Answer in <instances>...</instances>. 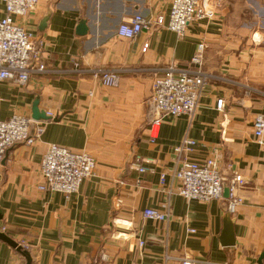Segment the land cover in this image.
I'll list each match as a JSON object with an SVG mask.
<instances>
[{"label":"crops","instance_id":"obj_1","mask_svg":"<svg viewBox=\"0 0 264 264\" xmlns=\"http://www.w3.org/2000/svg\"><path fill=\"white\" fill-rule=\"evenodd\" d=\"M170 1L41 0L15 15L41 40L46 70L22 85L1 81L0 111L4 118L26 114L31 130L42 123L43 131L32 144L9 146L0 159V231L31 252L32 264H181L184 257L194 264H257L264 251V133L256 138L253 131L254 116L264 111V0H214V16L191 21L181 36L165 25ZM136 11L151 20L162 14L164 24L131 38L116 34ZM81 18L85 33L77 32ZM201 41L207 75L196 110L164 116L152 137L153 77L168 65L189 66ZM92 67L120 68L117 84L79 70ZM36 101L53 113L45 122L33 118ZM184 137L195 143L177 154L174 146ZM49 142L95 157L92 175L69 196L40 188ZM137 155L146 160L144 172L134 168ZM207 156L217 160L224 185L236 173L243 178L233 214L223 192L208 202L176 192L181 158ZM147 207L166 211L167 219L144 218ZM228 215L235 244L223 246ZM0 264L26 259L0 239Z\"/></svg>","mask_w":264,"mask_h":264},{"label":"built area","instance_id":"obj_2","mask_svg":"<svg viewBox=\"0 0 264 264\" xmlns=\"http://www.w3.org/2000/svg\"><path fill=\"white\" fill-rule=\"evenodd\" d=\"M41 0H3L4 15H0V82L11 79L18 84H25L32 72L46 70L40 60L41 40L35 38L32 32L15 20V15H24ZM219 2L213 0H171L166 27L179 36L185 33L191 21L200 18H212ZM164 24V16L158 14L155 20L136 11L129 18L121 21L116 27V34L124 37H134L141 30L149 29L152 25ZM148 46L144 42L142 49ZM205 43L198 42L196 51L190 58V65L177 67L168 65L163 72L153 77L151 91L148 97L149 130L152 137L157 134L159 123L166 115L192 114L196 110L199 95L205 82L206 73L201 68L203 63ZM77 68V67H75ZM89 71L100 82L114 86L119 79L120 68L92 67L79 68ZM223 98L216 100V107L221 108ZM52 117L53 113L47 111ZM47 119L39 120L45 122ZM33 119L26 114L13 113L4 118L0 111V159L9 146L25 140L32 144L41 135L43 124L40 123L31 130ZM253 131L256 138L264 133V111L259 112L253 119ZM195 143L193 138L184 137L174 146V151L181 154L190 150ZM143 157L136 156L133 165L139 172L147 170ZM96 164L95 157L85 150H74L56 142H49L41 158V189L58 191L65 196L75 193L82 181L92 175ZM178 185L176 192L186 199H196L208 202L222 197L223 181L217 160L213 156L203 159L181 158L180 165L174 174ZM160 181H165L161 174ZM243 184L239 173L232 176L228 183L227 211L233 214L242 198L238 188ZM144 218L164 221L168 217L166 211L147 207L142 211ZM143 245V241H139ZM192 258L184 257L181 264H194Z\"/></svg>","mask_w":264,"mask_h":264},{"label":"water","instance_id":"obj_3","mask_svg":"<svg viewBox=\"0 0 264 264\" xmlns=\"http://www.w3.org/2000/svg\"><path fill=\"white\" fill-rule=\"evenodd\" d=\"M88 29V25L86 23L85 18H81L77 25V32L78 33H85ZM33 118L36 120H42V119H49L50 116L46 114L44 110H41L38 106V102L36 101L33 106ZM229 189L227 185L223 184V195L225 197H228ZM228 215L226 217V220L224 222L223 230L220 235V243L223 246H231L235 244L234 240V232H233V224L232 221ZM0 239L10 244L13 248H15L19 253H21L25 259L26 264H32L33 258L32 254L29 250L24 248L20 243H18L16 240L11 238L8 234H6L3 231H0ZM264 256V251L261 252L257 259V264H262V258Z\"/></svg>","mask_w":264,"mask_h":264},{"label":"rangeland","instance_id":"obj_4","mask_svg":"<svg viewBox=\"0 0 264 264\" xmlns=\"http://www.w3.org/2000/svg\"><path fill=\"white\" fill-rule=\"evenodd\" d=\"M214 1V0H213Z\"/></svg>","mask_w":264,"mask_h":264}]
</instances>
